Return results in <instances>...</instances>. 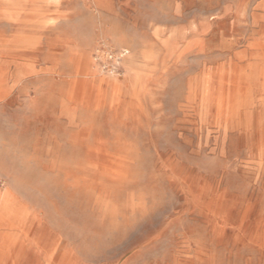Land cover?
<instances>
[{
	"label": "rangeland",
	"instance_id": "rangeland-1",
	"mask_svg": "<svg viewBox=\"0 0 264 264\" xmlns=\"http://www.w3.org/2000/svg\"><path fill=\"white\" fill-rule=\"evenodd\" d=\"M0 264H264V0H0Z\"/></svg>",
	"mask_w": 264,
	"mask_h": 264
},
{
	"label": "bare ground",
	"instance_id": "bare-ground-1",
	"mask_svg": "<svg viewBox=\"0 0 264 264\" xmlns=\"http://www.w3.org/2000/svg\"><path fill=\"white\" fill-rule=\"evenodd\" d=\"M179 5V4H178ZM178 9V8H177ZM177 12V11H176ZM181 12V11H180ZM181 14V13H180ZM175 15V14H174ZM179 16V15H178ZM175 17V16H174ZM5 26V25H4ZM230 37V36H229ZM231 43V42H230ZM234 46V45H233ZM9 48H11V47H9ZM15 48V47H14ZM228 48V47H227ZM116 52V51H115ZM112 56V55H111ZM118 59V58H117ZM107 60V59H106ZM14 68V67H13ZM104 69V68H103ZM13 72V71H12ZM234 74H236V73H234ZM241 74V73H240ZM261 74V73H260ZM259 74V75H260ZM235 76V75H234ZM111 78V77H110ZM234 78H236V77H234ZM136 84V83H135ZM193 84V83H192ZM28 90V89H27ZM247 91V90H246ZM28 92H30V91H28ZM233 92H235V91H233ZM244 97H245V95H243ZM242 96V97H243ZM246 96H248V95H246ZM241 97V96H240ZM249 97H251V96H249ZM248 98V97H247ZM241 99V98H240ZM245 100V99H244ZM243 101V100H242ZM19 105V104H18ZM235 106V105H234ZM247 106V105H246ZM11 107V106H10ZM13 107V106H12ZM232 107V106H231ZM240 107V106H239ZM251 107V106H250ZM245 108V107H244ZM243 110V109H242ZM243 112H244V110H243ZM263 113V112H262ZM230 114H231V112H230ZM244 116V115H243ZM245 119V118H244ZM178 120V119H177ZM180 120H182V119H180ZM182 123V122H181ZM185 123V122H184ZM188 124V123H187ZM241 124V123H240ZM183 125V124H182ZM256 125V124H255ZM256 128V127H255ZM262 130H263V128H262ZM256 132V131H255ZM263 133V132H262ZM251 134H253V132L251 133ZM256 136V135H255ZM208 140V139H207ZM186 145H188V144H186ZM190 145V144H189ZM240 146V145H239ZM263 146V145H262ZM256 147V146H255ZM254 148V147H253ZM257 148H258V146H257ZM259 150V149H258ZM141 151V150H140ZM257 151V150H256ZM194 154V153H193ZM257 154V153H256ZM261 167V166H260ZM97 170V169H96ZM259 174V173H258ZM126 176V175H125ZM121 177V176H120ZM261 189V188H260ZM181 232V231H180Z\"/></svg>",
	"mask_w": 264,
	"mask_h": 264
}]
</instances>
